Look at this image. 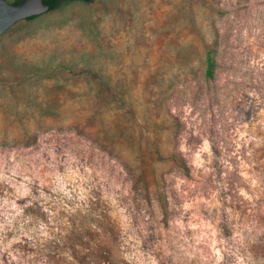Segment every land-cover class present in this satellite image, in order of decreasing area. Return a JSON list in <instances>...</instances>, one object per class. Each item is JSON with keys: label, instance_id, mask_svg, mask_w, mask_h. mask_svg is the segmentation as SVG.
Returning <instances> with one entry per match:
<instances>
[{"label": "rangeland", "instance_id": "374dc122", "mask_svg": "<svg viewBox=\"0 0 264 264\" xmlns=\"http://www.w3.org/2000/svg\"><path fill=\"white\" fill-rule=\"evenodd\" d=\"M65 235L264 264V0L72 2L1 35L0 264L70 262Z\"/></svg>", "mask_w": 264, "mask_h": 264}, {"label": "trees", "instance_id": "16d2710c", "mask_svg": "<svg viewBox=\"0 0 264 264\" xmlns=\"http://www.w3.org/2000/svg\"><path fill=\"white\" fill-rule=\"evenodd\" d=\"M92 1L93 0H43V3L49 6V10L46 13H50V12L60 10L72 2H81L84 4H89ZM6 2L12 5H18L21 2V0H11V1H6ZM38 17L39 16L30 17L24 21H31ZM213 52H214L213 49H209L205 55V62H206L205 76L207 78H211L213 74L214 64H213V58L211 56ZM59 244L62 245L61 250L66 248L67 250L72 251L71 252L72 259L70 262H66L67 264H102V263L105 264V263H108L109 261L108 258H109L110 252L107 250H103V247H101L103 246V242L101 240L91 250L87 249L86 250L87 252H84L81 250L80 253L78 251V248H75V244H72L70 242V239L66 235L59 241ZM59 257L60 256L58 255V256H55L53 259H57ZM63 263L66 264L64 260H63Z\"/></svg>", "mask_w": 264, "mask_h": 264}, {"label": "water", "instance_id": "95a60500", "mask_svg": "<svg viewBox=\"0 0 264 264\" xmlns=\"http://www.w3.org/2000/svg\"><path fill=\"white\" fill-rule=\"evenodd\" d=\"M48 10L49 6L43 0H21L18 5L0 0V37L16 23L45 14Z\"/></svg>", "mask_w": 264, "mask_h": 264}]
</instances>
